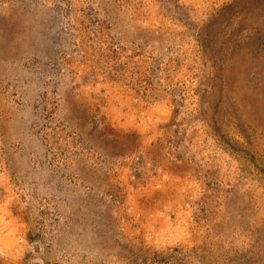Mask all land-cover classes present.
<instances>
[{"label": "rangeland", "instance_id": "rangeland-1", "mask_svg": "<svg viewBox=\"0 0 264 264\" xmlns=\"http://www.w3.org/2000/svg\"><path fill=\"white\" fill-rule=\"evenodd\" d=\"M0 264H264V0H0Z\"/></svg>", "mask_w": 264, "mask_h": 264}]
</instances>
